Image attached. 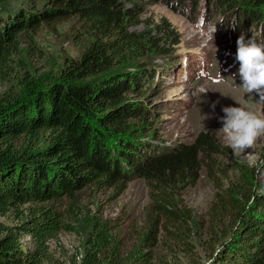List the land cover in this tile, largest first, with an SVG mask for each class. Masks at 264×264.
<instances>
[{
	"label": "trees",
	"instance_id": "16d2710c",
	"mask_svg": "<svg viewBox=\"0 0 264 264\" xmlns=\"http://www.w3.org/2000/svg\"><path fill=\"white\" fill-rule=\"evenodd\" d=\"M179 1L180 6L185 2ZM199 1L190 0L195 8ZM248 2L204 0L207 6L216 4L215 15H230L233 32L247 38L256 32L258 42L264 41V0ZM208 9L200 15L207 17ZM135 10L120 0H47L41 10L21 8L0 18V78L8 75L12 57L19 52V34L78 18L93 36L57 79L41 85L28 82L21 95L0 104V215L12 212L20 223L11 227L0 223V264L50 260L48 240L61 226L60 215L48 204L73 199L84 188L115 186L122 193L133 178L145 180L151 189L143 235L149 251L160 235L183 241L185 212L176 192L195 183L202 168L215 187L212 209L233 203L214 181L213 157L232 161L234 155L211 134L200 132L191 143L165 148L142 141L140 133L147 129L143 124L153 114L143 85L155 76V69L136 61L144 49L142 39L130 31L139 23ZM164 27L162 35L170 34L166 22ZM133 122H140L141 128L134 129ZM41 132L47 134L44 141ZM21 141L24 144L18 145ZM252 197L248 213L240 215L210 264H264V194L253 192ZM23 235L31 239L32 250L21 244ZM149 251L135 264H152ZM100 253L99 243H91L81 264H104ZM118 257V251L111 252L110 263L121 264Z\"/></svg>",
	"mask_w": 264,
	"mask_h": 264
},
{
	"label": "rangeland",
	"instance_id": "374dc122",
	"mask_svg": "<svg viewBox=\"0 0 264 264\" xmlns=\"http://www.w3.org/2000/svg\"><path fill=\"white\" fill-rule=\"evenodd\" d=\"M46 1L0 0V18L21 8L41 10ZM120 1L127 8L136 7L138 13L139 23L131 26L130 31L142 39L144 53L136 61L155 69V76L143 85L144 98L153 114L143 124L147 129L140 133L142 141L151 147L165 148L191 143L200 132H206L232 152L219 131L223 127L221 117L225 115L222 109L242 106L264 116V102H259L258 94L246 95L239 87L240 65L235 55L241 34L229 27L230 15H215L212 10L216 4L207 6L204 0L196 8L190 0L181 6L179 0ZM244 4L249 5L248 0ZM208 7V16L204 18L200 12ZM164 22L170 34L162 35L166 29ZM202 29L205 32L216 29L214 41L206 40ZM254 33L259 41V34ZM18 40L19 52L13 55L10 70L6 69L8 75L0 78V104L21 95L28 82L41 85L57 79L93 41V36L78 18H70L50 26L43 24L33 34H19ZM158 50L168 52L159 54ZM219 72L225 77L223 83L217 82ZM204 90L208 91L202 93ZM134 125L136 130L141 128L140 122ZM39 136L44 141L47 134L41 132ZM22 142L18 145H23ZM233 155L232 161L223 156L213 157L214 181L231 195L233 203L212 209L215 187L205 168L200 170L195 183L177 190L175 199L185 212L183 241L160 235L154 249H144L145 213L151 189L145 180L133 178L122 193L115 186L88 187L76 192L73 199L63 198L48 204L60 215L61 227L48 240L51 259L38 264H81L93 242L99 243L104 264H111V252L115 250L121 264H135L148 251L152 254V264H210L211 257L237 227L240 215L248 213L253 192L264 194V136L258 138L252 149ZM11 213L0 215V223L10 227L19 225ZM21 244L34 248L27 235L22 236Z\"/></svg>",
	"mask_w": 264,
	"mask_h": 264
},
{
	"label": "clouds",
	"instance_id": "9594fccd",
	"mask_svg": "<svg viewBox=\"0 0 264 264\" xmlns=\"http://www.w3.org/2000/svg\"><path fill=\"white\" fill-rule=\"evenodd\" d=\"M203 24L204 20L202 18L200 25ZM231 27L235 29L234 26ZM215 31L205 32L202 29L201 34L206 40L214 41ZM236 44L235 59L240 65L238 75L241 84L239 87L246 95L258 94L260 97L259 102H264V41L258 42L254 32L251 38L248 39H246L244 33H241ZM224 80L225 77L219 72L217 82L223 83ZM206 91L208 90H204L202 93ZM211 107L214 110L215 103ZM222 111L225 115L221 117L223 127L219 131L223 133L226 145L231 148L234 154H243L246 149H252L258 138L264 136V116L242 106L224 107Z\"/></svg>",
	"mask_w": 264,
	"mask_h": 264
}]
</instances>
